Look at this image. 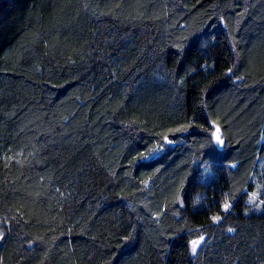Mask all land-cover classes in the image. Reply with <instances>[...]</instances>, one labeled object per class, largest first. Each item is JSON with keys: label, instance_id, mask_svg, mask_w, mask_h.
<instances>
[{"label": "trees", "instance_id": "1", "mask_svg": "<svg viewBox=\"0 0 264 264\" xmlns=\"http://www.w3.org/2000/svg\"><path fill=\"white\" fill-rule=\"evenodd\" d=\"M263 152L264 0H0V264H264Z\"/></svg>", "mask_w": 264, "mask_h": 264}, {"label": "snow or ice", "instance_id": "2", "mask_svg": "<svg viewBox=\"0 0 264 264\" xmlns=\"http://www.w3.org/2000/svg\"><path fill=\"white\" fill-rule=\"evenodd\" d=\"M231 71H232V69L229 68V72H231ZM210 142H214L215 147L218 148V149H222L223 148V146L225 144V141L222 138L221 128L219 126H216L214 128L213 132L211 133ZM250 199H251V202L255 203L256 199H257V193H253ZM262 203H264V201H262ZM230 207H231V204L229 202H225L224 205H223V210L225 212H227L230 209ZM221 219H222V217H220V216L213 217V221L214 222H219ZM229 231H232V229H229ZM2 239H3V234L0 233V240H2ZM203 240H204V238L200 237L199 239L191 241V253L193 255H196L197 249L200 247V245L202 244Z\"/></svg>", "mask_w": 264, "mask_h": 264}, {"label": "rangeland", "instance_id": "3", "mask_svg": "<svg viewBox=\"0 0 264 264\" xmlns=\"http://www.w3.org/2000/svg\"><path fill=\"white\" fill-rule=\"evenodd\" d=\"M216 126H218V125H215V124H214V126H213V130H214V128H215ZM221 135H222V138L224 139L222 132H221ZM261 162L264 163V152L262 153V160H261ZM203 238L205 239V237H203ZM203 241H204V240H203Z\"/></svg>", "mask_w": 264, "mask_h": 264}]
</instances>
